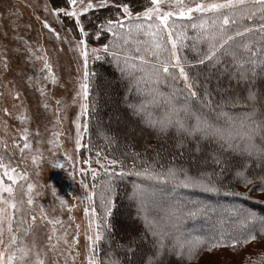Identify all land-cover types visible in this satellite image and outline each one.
<instances>
[{
    "label": "snow or ice",
    "instance_id": "1",
    "mask_svg": "<svg viewBox=\"0 0 264 264\" xmlns=\"http://www.w3.org/2000/svg\"><path fill=\"white\" fill-rule=\"evenodd\" d=\"M102 9L109 10L111 14L102 18L96 16ZM41 10L44 18L37 15L36 20L42 29L60 44H69L80 61L78 86L73 97V103L80 101L79 111L73 120L74 145L76 152L84 150L90 154L81 162L87 165V168L80 167L79 172L82 176L91 177V185L84 180L80 181L85 190L80 199L85 204L83 215L87 219L85 233L87 244L83 264H124V260L116 256L114 251L107 252L104 257L99 254L101 243L110 237L114 227L112 218L118 195L115 181L124 176L144 177L171 184L174 188H198L216 194L223 191L225 195L242 196L245 199L252 198L253 191L264 193V172L252 171V161H259L261 166H264V113L257 107L258 90L250 87L247 96L243 98L227 96L216 102L210 93H200L197 90V84L188 71L194 65L183 54V50L191 48L196 53L199 64L220 63L222 57H230L236 75L246 83H254L258 68L264 69V0H149L143 11L138 12L130 7L127 0H43ZM21 16L22 14L9 9V27L14 29V38L22 45L26 59L36 69L37 74L27 76L26 82L39 93L43 108L49 109L48 84L58 85L60 77L55 71V62L44 45L19 34L18 21ZM48 17L62 26L63 35L61 30H57L49 22ZM65 18L70 19L73 28L78 29L71 40L68 39V33H71L73 28L64 26ZM184 21L188 23L185 24ZM25 27L31 28V25ZM189 29L193 31L192 35H189ZM257 35L258 41L252 38ZM102 36L107 38V42L98 47L90 44V40L100 41ZM257 43L260 46L259 51L255 50ZM130 44H134L135 47H129ZM15 51L20 52L21 48ZM54 51L63 52V48ZM109 57L121 74L129 78L136 90L145 97L141 103L130 107H133L134 112L141 116L148 127L165 135L170 129H175L182 137L215 140L220 145L221 153L227 150L243 158L242 163L231 166L233 175L230 183H238L244 188L251 186L249 191H230L224 184L225 173L230 166L221 153L213 155L216 168L211 171L201 169L196 174L176 164L175 158L169 161L167 166L159 164V161L141 160V166L138 167L136 160L142 155L138 152L124 153L125 156L131 155L133 158V163L128 166L124 159L109 158L100 151H95L94 156L91 155L94 151L91 138L85 142L89 124L82 123V118L89 115L90 87L96 75L90 71L89 65L90 62L102 61ZM0 66L5 69L9 66L7 49L0 52ZM177 81H182L183 89L175 87ZM170 82L173 90L165 96L160 92L159 86ZM0 88H4L14 101H20L19 104H13L14 108L21 110V114L16 117L21 127L17 129L11 147L18 150L22 156L25 152L37 153L31 156V160L33 166L39 167L43 153L39 147H33L31 140L33 134L27 126L28 109L24 105L22 92L19 89H7L2 83ZM180 92L186 93L182 103L179 102L180 97L177 95ZM2 95L3 92H0V96ZM193 99L214 111L216 122L194 108L191 103ZM161 101L164 110L157 115L154 109L161 106ZM61 104L62 101L57 99L58 113L67 107L66 105L61 107ZM238 106L247 107L249 110L241 114L226 110ZM0 111L6 115L12 114L7 107L0 108ZM60 124L61 117L57 115L55 125ZM4 130L7 131L6 122ZM36 135L38 136L39 132ZM62 135V131H53L52 138L48 140L52 145V151L63 146L60 139ZM105 139L109 143L114 140L106 134ZM184 146V139L177 140L175 147ZM6 147L7 142L0 138V148ZM199 150L197 146L196 151ZM156 155L159 156V152ZM65 156L69 161L73 159L67 153ZM93 164L99 167H93ZM54 166L63 168L64 165L56 162ZM5 177L10 183L5 182ZM21 180L27 182L26 201L16 198L14 186ZM29 181L28 173L18 171L17 168L11 167L10 163H5V156L0 154V264H48L49 251L61 256L66 253L75 264L76 258L81 254L78 249L79 224L76 225V232L71 240L67 238V229L63 235H57L56 226L63 227V221L59 218H49L44 207L36 200V197L41 195L36 189L43 185L38 186ZM143 193V185H134L132 198L137 200L138 211L143 212L147 231L151 232L155 242L153 253L141 260L140 264H161V258L169 248L190 262L197 259L204 249L212 250L228 244L237 248L264 240V216H257L243 206H233L228 210L236 217L235 230L228 232L220 230L207 236L176 235L155 219L149 218ZM52 194L59 200L60 206L69 212L75 207L70 206L67 200L56 196L54 187ZM98 208L100 212L97 211ZM37 209L39 217L51 225V235L47 237L49 243L46 249H39L35 241L29 245L25 239L37 219L35 214ZM203 211V207H196L182 212L180 207H177L172 215L179 221L182 216L195 217ZM26 216L30 217L31 222ZM171 228L178 229V224H172ZM5 233L8 236L7 242L4 238ZM144 238L143 235L134 237L127 243L118 245V248L125 251L129 257H134L137 239ZM53 239L55 243H51ZM61 242L65 246L64 252L59 251ZM74 248L77 249L75 252ZM128 264H134L131 258ZM250 264H264V258Z\"/></svg>",
    "mask_w": 264,
    "mask_h": 264
},
{
    "label": "rangeland",
    "instance_id": "2",
    "mask_svg": "<svg viewBox=\"0 0 264 264\" xmlns=\"http://www.w3.org/2000/svg\"><path fill=\"white\" fill-rule=\"evenodd\" d=\"M42 2L43 0H0V52L7 49V59L9 62V66L6 69L0 66V83H2L7 89H19L22 92L24 105H26L28 109L27 115L29 116V123L27 126L33 134L31 136L33 147H39L42 150L43 158L39 164V167H35L32 164L31 156L37 153L25 152L22 156L18 150L11 147L14 137L17 135V129L21 127L20 121L16 118L21 114V110L14 108L13 104H19L20 101H14L4 88H0V92H3V95L0 96V108L7 107L12 114L6 115L0 111V138L4 139L8 145L6 148H0V154L5 156V163H10L11 167L17 168L18 171L28 173L30 177L29 182H34L38 186L43 185V187H38L36 189V191L41 193V195L36 197V200L42 207H44L49 218H59L61 221H63V227L61 225L56 226L57 235H63L65 229H67V238L71 240L76 232V225L79 224L80 237L78 249L81 254L76 258L75 264H83L87 244L85 238V233L87 231V219L83 215V208L85 204L82 203L80 199L83 197L85 190L82 188L80 181L84 180L85 183H89V185H91V177L82 176L79 172L80 167L87 168V165H83L81 162L90 154L84 150L79 153L76 152L74 145L75 126L73 120L79 111L80 101L77 100L76 103H73V97L78 86V77L80 75L78 69L80 67V61L76 53L71 50L69 44H60V42L55 41L54 38L50 37V34L46 30L42 29L41 24L36 20L37 15L41 16V18H44V13L41 10ZM28 5H32V7H29ZM9 9L22 14L18 21L19 34L28 40L43 44L47 49L49 56L52 57L53 61L55 62V71L59 74L60 83L56 86L48 84L49 109L43 108L39 93L26 82L27 76L36 75L37 73L36 69L26 59V56L23 53L22 45H20L14 38V29L9 27ZM195 15L198 16L199 14ZM13 19H15V17H13ZM48 19L49 22L57 28V30L62 31V26L59 23L54 21L51 17H48ZM68 20L70 21V19ZM184 23L187 24L188 21H184ZM29 24L31 25V28L25 27V25ZM64 26L69 28L65 24V19ZM5 33H7V35H4ZM63 34L64 33L62 31V35ZM192 34L193 31L189 29V35ZM72 36H75V33H68L69 40L72 39ZM60 47L63 48V52L54 51ZM129 47L134 48L135 45L130 44ZM17 48H21V51H15ZM186 51L187 49L183 50V54L187 56ZM109 59L111 60L110 57ZM149 59H151V57H149ZM94 62H90V71H92V65ZM112 63L115 64L114 62ZM124 79L129 80L132 87H134L132 81L129 78L125 77ZM120 80V78H115V80H105V84H103L105 86V111L103 116H98L99 118L97 125L101 130L108 133V136L113 137V141H124L126 145L138 153L146 152L145 154L151 153V155L156 156L155 152L149 150L150 147L155 145L157 150H164L165 142L150 134L149 137H145L143 128L140 126V124H138L140 122L135 118V116L138 118L140 115H137L132 110L133 114L135 115L134 116L129 112V110H127L126 106L124 107L121 105L120 95L123 94L124 89ZM12 82L15 83L13 84ZM92 87L93 79L90 87L89 101L92 96ZM159 90L164 95L167 94L166 92L168 91V84H161L159 86ZM170 90L171 91L167 95L172 92L173 87ZM139 94L141 97H144L141 93ZM57 99L62 101L61 107H64L65 105L67 106L64 108L63 112H56ZM161 104H163L162 101ZM57 115L61 117L60 125H55V118ZM5 122L7 131L4 130ZM82 123L89 124V115L82 118ZM121 129H123L122 132H124L122 134L120 133ZM53 131H62L63 133V135L60 137L63 146L56 151H52V145L48 143V140L52 138ZM37 132H39L38 136L36 135ZM140 136L144 137L141 139V143L136 144L134 140ZM89 137L88 130V133L85 134V142H87ZM105 141L107 142L106 139ZM173 144H175V142ZM172 147L175 146L173 145ZM95 151H100L103 154H106L100 145L94 146V151L91 155L94 156ZM65 153L71 155L73 159L69 161L66 158ZM177 154L181 156L180 151H177ZM190 161L192 162L194 160ZM56 162L62 163L64 165L63 168L55 167L54 164ZM92 166L97 168L99 167L96 164H93ZM37 172L40 174L36 175ZM129 178H133V183L131 186L128 185ZM119 179L127 183V187L131 189H129L130 193L127 195V197L126 195L121 196V206L118 212L115 214L116 223L119 225V227L121 226L126 230V233L120 232L119 236H117L119 238L117 245H123L134 237L141 236L140 234L142 232H145L142 229L141 224L137 222L133 215V211H138L139 207L137 200L132 198L134 185H143L144 204L149 218L155 219L163 227L169 228V230H171L174 234L180 236L194 237L195 235H198L199 232L184 231V227H181V232L179 233L178 229L181 225V221L175 220L173 215L169 219H165V211L169 210L172 212L175 211L177 207H179L173 203L172 207L169 209L171 204H169L167 196H169L170 201L172 202H183L185 207L193 204L195 207H203L204 211L201 212L202 216H200V220L205 223V231L210 230L207 231V235L216 234L217 228L215 227L217 226H214V223L206 213L216 215L222 211L224 207L228 206L218 198L213 197L215 198L214 200L209 199L204 201L201 200L200 197L190 193L187 188L180 190L178 188H174L171 184H165L155 180H148L144 177L127 175ZM5 182L10 183L7 181L6 177ZM26 184V181L21 180L14 186L17 200L23 199L26 201ZM53 187L56 189V196L67 200L70 206H75L71 212L60 206L59 200L52 194ZM249 188H251V186H249ZM249 188L242 187V189L237 191L247 192L249 191ZM190 189L193 191L198 190L199 192H202V190L198 188ZM5 196H7V194H5ZM181 198H183L182 201H180ZM252 199L257 203L264 205V193L256 192L255 195L252 196ZM185 207H180V209L184 210ZM25 208L27 209V205H25ZM97 211L100 212L101 210L98 208ZM35 214L37 215V219L35 223L32 224L31 231L25 239L29 245L35 241L39 249H46V246L49 243L47 237L51 235V225L39 217L38 209ZM140 214L143 217V212H140ZM19 215L20 214L18 213L17 219H19ZM69 217H74V219H69ZM234 217L235 216H232V214L229 213V215L226 217H219V220L216 222L224 223L225 225L230 226V221H232ZM26 219L31 222L30 217L26 216ZM174 223L178 224V229L171 228V225ZM127 229H130V231L132 230L136 233L130 235ZM150 235L152 236L151 232ZM4 238L7 242V233H5ZM55 242V239L51 241V243ZM140 242L142 247H145L146 249L149 247V243L146 240L137 239V256L139 252V245L137 244ZM104 247L105 241L100 245L101 251L99 254L101 257H104ZM64 248L65 246L61 242L59 251L64 252ZM76 250L77 249L74 248L73 252ZM136 254L134 257H129L126 255L123 257L124 262L128 264V260L131 258L134 264H138L136 262ZM147 256L149 255H145V257ZM262 258H264V240L252 242L247 246L241 245L237 248H233L230 244H228L227 246H221L212 250L204 249L200 252L197 259L190 262L186 261V264H249L250 262L260 261ZM66 259L67 264H73L71 257H68L66 253L63 256L59 255L58 253L54 254L50 251L48 253V264H65Z\"/></svg>",
    "mask_w": 264,
    "mask_h": 264
},
{
    "label": "trees",
    "instance_id": "3",
    "mask_svg": "<svg viewBox=\"0 0 264 264\" xmlns=\"http://www.w3.org/2000/svg\"><path fill=\"white\" fill-rule=\"evenodd\" d=\"M129 2L130 7L133 8L134 11H143L144 6L149 4V0H127ZM110 11L107 9H102L99 12L96 13V16L99 17H104L107 15H110ZM94 19V17H93ZM65 24L69 28H73V22L65 18ZM91 28V25L89 26ZM73 33L75 35L78 32V29L73 28ZM255 40H259L258 35L252 37ZM107 42V38L102 36L100 41H96L95 39L90 40V44L92 46H100V44ZM203 48V46H201ZM259 43H257L255 50L259 51ZM187 56L188 60L194 65L193 67L189 68V74L190 76L195 80L197 84V90L200 93H210L211 97L214 101L219 102L222 98L227 97V96H239L241 98L247 96L248 94V89L250 87H254L256 90L259 92V100L257 102V107L261 110L262 113H264V69L258 68L257 70V76L254 80V83L249 84L246 83L245 81L241 80L235 73L232 67V62L230 57H222V60L220 63H209L205 62L204 64H199L197 63V55L195 52L191 50V48H188L187 51ZM92 72H95L96 75L93 77V87H92V96L89 101V136L91 138V142L93 146H99L105 151V153L111 157V158H117V159H124L126 166L130 165L133 163V158L131 155L125 156L124 153H131V152H136L133 150L131 147L126 145L124 141L119 142V141H113L112 143H108L105 141V134L108 135L105 131L101 130L100 127L97 125L98 124V116H103L104 114V109H105V98H104V89L105 86V80H115V78H120V82L123 84V94L120 95L121 98V105L126 106L127 110L131 114H133L132 110L134 111L133 107L141 103L145 98L141 97L140 94L135 90L134 87L130 84L129 80H125V76L121 74V71L116 67L115 64L112 63V61L107 58L102 61H96L92 65ZM123 77V79H122ZM117 82V81H116ZM176 88L183 89V83L182 81H177L175 83ZM173 86L171 85V82L168 84V91L166 92L167 94L171 91L170 89ZM165 94V95H167ZM186 93L180 92L177 93L179 95L180 99L179 102H183L184 95ZM193 104L194 108L199 109L202 114L206 115L210 120L213 122H216V113L214 111H211L209 107H205L201 104H198L195 99L191 101ZM215 107V105H213ZM156 114L159 115V113H162L164 108L163 104H161L160 107L154 109ZM228 111H232L237 114H241L243 112L248 111L249 109L247 107L243 106H238L236 108H228L226 109ZM134 115V114H133ZM135 116V115H134ZM136 120H138L140 123V126L143 128L144 131V136L149 137L150 135H153L159 140H162L165 142V149L164 150H157L155 145L150 147L149 150L155 152H159V156H154L151 155V153L145 154L141 153L140 159L136 160L137 166L140 167V161L141 160H146L149 162H155L159 161V164L167 166L169 161L174 159V162L178 165H181L187 169H189L193 174H196L199 170L205 169L208 171L213 170L216 168V165L213 163V155L217 153H221L220 145L213 139H201L200 137H196L195 139L192 138H186L179 136L175 129H170L168 133L165 134H160L157 133L154 129L148 127L141 116L138 118L135 116ZM194 122V121H193ZM145 128V129H144ZM123 129L120 130V133L122 132ZM119 133V134H120ZM148 133V134H147ZM150 134V135H149ZM144 136L137 137L134 141L136 144L141 143V139ZM111 137V136H110ZM179 139H184L185 140V146L183 148H177V147H172L173 145L175 146L177 143V140ZM148 141V140H147ZM175 142V144H173ZM149 143V142H148ZM197 146H199L200 150L196 151ZM177 151H180L181 156L177 154ZM223 155V158L225 159L226 163L230 166L229 170L225 173V179H224V184L228 186V189L230 191H237L242 189V185L238 183H230L232 181V171H231V166L237 165L239 163L243 162V158L236 156L230 151H223L221 153ZM194 160V161H190ZM206 162V163H205ZM252 171L256 173H261L264 172V166H261V163L259 161H252ZM116 183V191L118 193L116 197V208L114 209V217L112 218V222L114 224L113 229L111 230L110 237L105 240V247L103 250V255L109 251H114L116 253V256L120 257L123 259L127 254L125 251L122 249L118 248L117 241L120 232H124L125 228L119 227V225L116 223V212H118L121 204V196L127 197V195L130 193L131 188L127 187V183L123 182L121 179H117L115 181ZM133 183V178H129V183L128 185L131 186ZM169 186V185H167ZM180 190L186 189L182 187H176ZM190 193L194 194L197 197H200L201 200H209V199H215L218 198L224 204L228 205L227 207H224L222 211L217 213L216 215H212L210 213H206L209 215L211 221L214 223V226H217L216 233L219 232L220 230H223L224 232H228L231 230H235L237 225H236V217L230 221V226L225 225L224 223L216 222L218 221L219 217L223 216L226 217L229 215L230 211H228L232 206L240 207L243 206L244 208L250 210L251 212L255 213L257 216H264V205H261L250 199H245L242 196H234V195H225L224 192L222 191L219 194L216 193H209V192H199L198 190H191L190 188H187ZM248 192V191H247ZM257 191L252 192V196L255 195ZM167 196V195H166ZM215 197V198H213ZM169 204L171 206L169 209L172 207L173 203L174 205H178L179 207H185V204L183 202L180 203H175V201H170L169 196H167ZM183 198L180 199L182 201ZM187 208V209H186ZM196 208L195 205H188L182 210V212H186L188 209ZM165 219H169L174 211L170 212L165 211ZM133 215L137 222L141 224L142 229L145 232H142L140 235H143L146 240L149 243V247L146 249L145 247L141 246V242L137 245H139V252L138 256L136 254V262L140 264V261L144 259L145 255H151L154 251V238L150 235V232L147 231L144 219L140 212L137 210L133 211ZM202 214L199 213L195 217H188V216H182L180 219L181 225L179 227V233L181 232V227H184V231L192 232V231H198V235L195 236H207V230L205 231V223L202 222L201 217ZM171 222V221H170ZM218 224V225H217ZM234 228V229H232ZM117 233H116V230ZM128 230V229H127ZM218 230V231H217ZM128 233L130 235H133V233H136L134 231L128 230ZM178 234V233H177ZM121 235V234H120ZM191 236V235H189ZM110 241V243H109ZM109 245V246H107ZM137 249V246H136ZM152 251V252H151ZM137 253V252H136ZM124 260V259H123ZM124 264H126L124 262ZM161 264H186V260L183 259L176 251L173 252L171 248L165 252L163 257L161 258ZM250 264V263H249Z\"/></svg>",
    "mask_w": 264,
    "mask_h": 264
}]
</instances>
